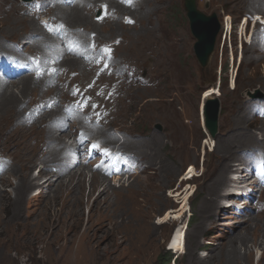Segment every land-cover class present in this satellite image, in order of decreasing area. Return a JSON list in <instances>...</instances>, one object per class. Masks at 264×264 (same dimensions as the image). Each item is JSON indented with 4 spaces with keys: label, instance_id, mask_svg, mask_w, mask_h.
Listing matches in <instances>:
<instances>
[{
    "label": "rangeland",
    "instance_id": "obj_1",
    "mask_svg": "<svg viewBox=\"0 0 264 264\" xmlns=\"http://www.w3.org/2000/svg\"><path fill=\"white\" fill-rule=\"evenodd\" d=\"M26 2L40 13L28 16V19L35 17L39 31L29 26L26 19V23L19 22V30L10 28L15 17L29 13ZM53 2L0 0V53L9 56H17L18 53L19 58L27 57L28 60L29 55H36L31 64L41 59L42 69L31 76L37 80L56 77L52 83L43 81V92L42 87L35 83V88L22 95V84L16 82L18 79L10 80L16 83L8 81L6 85H9V89L20 96L8 100L6 114L0 115V141L6 134H15L16 124L20 123L29 128L28 133L34 130V134L40 128L46 129L47 125H56L58 133L64 134L63 144H71L75 140L77 131L74 127L77 123L70 122L67 130L61 129L65 116L60 105L73 98L70 87L80 86L78 82H81L90 89V94L102 100L101 107L110 112L104 127L93 131V128L87 127L92 132L91 136L101 138L104 146L111 145L134 154L140 163L132 167L127 177L109 179L103 176L104 185L99 190H95L90 178L95 172L92 167L77 164L81 169H77V178L82 169L88 173L83 189H80V181L75 179L68 180L59 191L54 185L48 190L43 183L54 174L58 175L59 172L53 169L60 168L65 146H56L59 149H56L59 154L57 158L52 156L44 160L53 147L50 149L48 141H41L45 140L44 137H33L31 147L36 156L32 172L36 180L18 204L15 187L19 179L17 171H21L23 162V153H20L23 150L5 148L0 144V161L4 158L11 161L8 173L0 177V193L9 198L5 201L0 197V264H264V189L254 193V201H239L238 196L234 197L235 202L240 203V211L234 205L230 207L233 196L228 194L236 187L258 188L253 177L240 171L237 163L241 161L242 152L256 147L264 149L263 144H258L263 132L253 125L251 131L247 132L244 128L229 129L226 125L230 124L227 122L229 117H238L242 109L255 126L264 124V118L255 116L250 109L251 103L264 101V98L251 101L258 97L257 93L264 96V60L257 61L258 54L264 56V53L259 46L255 48V44L247 43L244 36H240L243 18L263 14L264 3L255 6V0H198L200 10L209 15L217 14L222 27L215 51L204 69L195 54L196 38L186 15L185 0L139 1L130 10L121 8L125 5L118 0H85L81 4L89 3L90 8L81 6H86L84 12L88 13L89 20L80 11V4L55 5ZM104 3L110 6L111 19L106 17L99 23L96 21V8ZM57 5L65 6V11L56 9ZM13 9L17 11L14 15ZM127 16L136 23L127 24ZM247 20L245 18L244 22ZM57 21L65 22L83 39L94 37L102 44L107 43L115 51V62L121 67L129 65L131 72L137 73L135 78L144 81L118 83L113 73L101 75L97 80L96 72H89L84 67L85 61H82L84 65L75 67L65 64L56 66L58 57L49 53L53 50H49L52 43L58 48L56 38L49 41L46 34L50 23ZM231 23L233 29L229 32ZM31 32L34 33L33 41L43 39L44 47H35L28 42L32 38L29 36ZM134 38H143L144 48L138 54L125 48ZM16 43H19L21 50L10 53L17 48ZM239 56L242 59L238 63ZM67 68L71 70L67 71ZM82 69L88 71L87 76L83 75ZM61 71L64 80L61 79ZM80 71L82 76L81 73L75 76L74 72ZM3 82L0 78V84ZM113 86L119 96L107 99V95H101V89L104 92V88L109 87L106 89L109 91ZM56 87L61 91H55ZM218 88L214 98L220 105L219 129L217 135L212 137L204 127L203 105L209 99L206 94ZM250 89L256 92H253L252 99H248ZM56 100L58 104L53 106ZM47 110L51 114L41 119L42 124L34 122V117L39 118ZM110 132L120 139L109 136ZM152 150L154 155L150 152ZM225 153L231 155L228 160L231 168L227 173L228 182L219 191L220 196L216 197L219 207L211 210L208 199L211 198L214 178L223 166L222 156ZM55 158L59 162L52 161ZM12 166L14 171L11 170ZM232 173L239 174L240 182L247 185L237 184L239 179L236 175L231 178ZM66 180L64 178L63 182ZM36 189H40L42 194L36 196ZM246 192L252 193L249 189ZM132 193L139 196L136 204L129 203ZM128 204L140 205L149 213L146 218L148 233L138 249L139 256H134L131 247L127 248L125 231L119 226L120 222H127L131 216V210L126 207ZM214 211L220 214L214 217ZM46 212L57 220L49 229L46 228L49 221ZM178 229H183L184 233L185 251L181 254L176 249L168 248Z\"/></svg>",
    "mask_w": 264,
    "mask_h": 264
},
{
    "label": "bare ground",
    "instance_id": "obj_2",
    "mask_svg": "<svg viewBox=\"0 0 264 264\" xmlns=\"http://www.w3.org/2000/svg\"><path fill=\"white\" fill-rule=\"evenodd\" d=\"M139 1H142L143 2V1H146V0H138V1L135 2L134 5H136ZM260 2L264 3V0H255L254 5L256 6ZM57 3H58V5L60 4L59 2H57ZM58 5H57V8L56 9H58L60 11L62 10L64 12L65 11L64 10V7L65 6L64 7H61V6H58ZM74 6H76V5H74ZM79 7L81 8L80 9L81 12H84V10L86 11V9H87L86 6H81L80 5ZM79 7H77V8L79 9ZM121 8L129 9V10L132 9V7H125V6H121ZM14 10H16V9H13L12 10V12H14L13 15L16 14V12H17V11H14ZM139 13H142V11H140ZM29 14H31L30 11H29V13H27V16H23L22 15V17H21L19 15V16L15 17L14 21L12 23H10V28L11 27H15L17 30H19V27H20L19 22H24L25 21V23H26V20H27L30 23V24L28 23L29 26H33L34 27V30L39 31V27L37 26V22H36L35 17H32L30 15L31 17H29V19H28ZM87 16H89L88 13L86 14V17L85 18L87 20H89V18ZM154 28H155V26H154ZM155 29H157V28H155ZM33 32H31V34L29 36L34 35ZM40 32H42V31L40 30ZM42 33H40L39 35H42ZM46 35H48V40L49 39H53V36H50L49 34H46ZM33 37L34 36H32V38L30 37L31 40L29 39V41H28V42H30V44H33L35 47H40L41 45H42V47H44L45 43L43 42V39L38 40V41H33ZM142 39L141 38H139V39L134 38L130 44L127 43L125 45V48H127L129 51L135 50V52H134L135 54L140 53L141 49L144 48V44H143L144 42L142 41ZM162 46H164V44ZM0 47H2V44L1 43H0ZM4 47L5 46H3V48ZM256 47H257V44H255V48ZM49 53L56 56L54 50H50ZM128 55H130V54H128ZM130 56H132V54ZM18 57H20V56H18ZM34 59H36V56L34 57ZM261 60H264V56L258 54L257 61L260 62ZM82 61H84V60L75 59V58H67L66 60L64 59V60L61 61L58 58V61L55 63V65L57 64L56 66H62V65L65 64V65H70V67H75L78 64L84 65L85 62L83 63ZM36 63H37V66H38V70L42 69V61H41V59L36 60ZM119 65L120 64H118V66ZM84 67H86V66H84ZM81 71H83V75L84 76H87L88 75V71L87 70H86L87 72L85 70H83V69ZM55 78H56L55 76H52V77H49V80H48V77H47L46 80H41V79H38L37 80L35 77L29 75L27 77L24 76V77L18 79V81H16V82H18L19 84H22V90L20 91V93L22 95L26 91H29L31 88H35L34 86H37V84H38L39 87H42V92H43V85H44L43 84V81H45V82L48 81L49 83H52ZM19 81H21V82H19ZM10 82L16 83L14 81H10ZM35 83H37V84H35ZM6 84H3L2 86H0V108H2V110L0 112V115L1 114H4V115L6 114L5 112H6L7 107H8V105H7V101L8 100H11L12 101L15 98H18L20 96L19 94L17 95V93L15 92V90H12V89L10 90L9 89L10 88L9 85H6ZM3 88H5V89H3ZM55 91H61V89L59 87H56L55 88ZM217 92L218 91H216V89H212V91H209L206 94V97H210L211 95H214ZM253 92H255L254 89H250V93H249L250 94V97L248 99H252V95L256 93V92L255 93H253ZM257 95H258V97L261 96V95H259V93H257ZM51 111L53 112L54 110L51 109ZM51 111H49V110L45 111L44 114H41L39 116V118L34 117L33 118L34 122H37V123L40 124L41 123V119L43 117H48V115L51 114ZM239 112H240V114H239L238 117H229V119L227 118L228 119L227 122H230V124H226L228 126V128L229 129H232V128H244L246 130V132H247L248 130L251 129V125H253L254 127H257V128L260 127L261 130H262V132H263V138L261 140V143H258V144L259 145L263 144L262 146H264V124L262 126L261 125H256L255 126L254 123H253V121L249 120V117H248V115H247V113H246L245 110L242 109V112L241 111H239ZM64 119H66V118L64 117ZM30 127H32V126H30ZM55 127H56V125H53L52 127H48V125H47V128L46 129L42 130V128H40L41 130L38 133L34 134V130H32L31 133H28L29 132V128L26 125H22L20 123H17L16 124V131L14 132L15 134H13V135L11 134L10 136H8V134L5 133L6 134L5 135L6 137L4 139H1V141H0V144H3V146L5 148H13L15 150H23V152H20V153H23V158H22V161L23 162L21 163V171H19V172L17 171V173L19 174V177H18L19 179H18L17 185L15 187L16 188V191H17V198L16 199H17L18 204L20 203V201H22L23 196H24L23 194L25 193V191L28 190V188L36 180V177L33 175V172H32V168H33L34 162H35L34 161V158L36 156V152H32L33 149L31 147V140H32L33 137H36V138H41V136L44 137L45 140H41V141H43V142L48 141V143H47L48 147L50 149H51V147H53V149L51 151H49V152L47 151L48 154H50V155L47 154L48 156L44 157V160L45 159L47 160V158L50 159V157H52V156L57 158L58 157L57 155H59L57 150H59V149H57L58 147L56 148V146H58L59 144H63V142H64L63 141L64 134L58 133V130L59 129L58 128H55ZM235 140H237V139H235ZM158 143H161V142L158 141ZM49 145H51V146H49ZM150 152H151L152 155H154V153H155L153 150L150 151ZM26 153H31V154L28 155ZM59 153L61 154L60 151H59ZM157 155H158V157H160V154L157 153ZM230 156L231 155H228L226 153L222 156L223 157L222 160L224 161L223 166H221V170L218 171L217 176L214 178V181H213L214 183L212 185V189H211V192H210L211 193V198L208 199V202L210 204V205L209 204L208 205H209V208H211V210L212 209H217L219 207V201L217 200L216 197L217 196H220V193L221 192L219 193V191L221 190V188L223 186L227 185V182H228L227 181V173L231 169L230 166H229V162H228V160L231 158ZM56 158L54 160L52 159V161L59 162V160H56ZM46 166L47 165H45V167ZM68 168H69V166H66L65 168H61V172L57 173L58 174L57 176L54 174L52 177L48 178L43 183L44 185H46V189L49 190L54 185V187H56L57 190L59 191L66 184V182L68 180L69 181H73L75 179H77L78 181H80L79 182L80 183L79 186L81 187L80 189H83V186L85 187L84 180H85V177L88 176V173L85 172L84 169H82V171L79 174V177L77 178L76 177L77 176V169H80V167H76L75 166V167L70 168V169H68ZM11 170L12 171L15 170L14 169V166L11 167ZM62 171H65V172H62ZM169 172H170V170H169ZM236 172H238V169H236ZM7 173H8V171L5 172L2 176H4ZM100 175H101L100 173L99 174H96L95 172H93L92 175H90V178L93 180V187L95 188V190H99V188H101L104 185V181H103L104 178H103L102 175L101 176ZM47 176H49V174L46 175V177ZM55 176H56L57 179L54 180ZM64 178H67V180L63 182V179ZM95 178H96V180H94ZM127 179H129V178H127ZM6 182H9V181H6ZM144 185H146V184H144ZM149 185H150V183H149ZM118 187L121 188L122 186H118ZM140 189H141V187H140ZM35 191H37L36 192V196L37 195L39 196V195L42 194V192H40V189H36ZM124 191H126V190H124ZM135 191H141V190H135ZM160 191H161V189H160ZM102 193L103 192L101 191L99 193V195L101 196ZM138 193H140V192H138ZM136 194L137 193H135V194L132 193V194L129 195V197H130L129 203H132V202H135V201H138L139 200V198H138L139 196L136 195ZM0 197L2 198V200H5V201L9 199L7 197V195L2 194V193H0ZM141 202H142V200H141ZM146 203H148V201H146ZM135 204H136V202H135ZM208 205H206V207H208ZM134 206L135 205H133V204H128L126 206L127 208H129L131 210L130 211V215L131 216L128 217L127 222H125V221L120 222V225L119 226L121 228H123V230L125 231V235H126L125 242H127V248L128 247H131L134 250V252H135V255L134 256H139L140 254H139V250L138 249H139V247H142L143 238H144L145 235L147 236V233H148V221H147L146 218H147V214H149V213L142 206H140V205H136L135 207ZM126 207L122 206L121 208H126ZM126 210L128 211V209H126ZM214 212H215L214 213V217H216L217 215L220 214L218 211H214ZM46 213L47 214L46 215L44 214V215L46 216V219L49 220L47 222V224H46V228L49 229L50 226H53L55 224L56 217H51V214H49L48 212H46ZM122 216H123V214H122ZM151 217H152V215H151ZM148 218H150V217H148ZM145 232H146V234H145ZM30 236L31 235H28V237H30ZM183 240H184L183 229H178L174 233L173 238L171 240V243H172L171 246H170L171 249H176L179 254L183 253V251H185L184 246H183ZM202 253H205V252H202Z\"/></svg>",
    "mask_w": 264,
    "mask_h": 264
},
{
    "label": "water",
    "instance_id": "obj_3",
    "mask_svg": "<svg viewBox=\"0 0 264 264\" xmlns=\"http://www.w3.org/2000/svg\"><path fill=\"white\" fill-rule=\"evenodd\" d=\"M187 18L193 36L196 38L195 54L199 64L205 69L215 51L218 35L221 31V23L217 14H206L198 6V0H185L184 3ZM262 96V95H261ZM204 123L212 137L218 133V119L220 105L214 96L209 97L204 103ZM161 129V126H158Z\"/></svg>",
    "mask_w": 264,
    "mask_h": 264
},
{
    "label": "snow or ice",
    "instance_id": "obj_4",
    "mask_svg": "<svg viewBox=\"0 0 264 264\" xmlns=\"http://www.w3.org/2000/svg\"><path fill=\"white\" fill-rule=\"evenodd\" d=\"M127 3L131 4L132 3V0H126ZM129 23H132L131 20L128 21ZM110 52H111V49H104V53L105 55H110ZM94 147H99L98 145L94 146Z\"/></svg>",
    "mask_w": 264,
    "mask_h": 264
},
{
    "label": "clouds",
    "instance_id": "obj_5",
    "mask_svg": "<svg viewBox=\"0 0 264 264\" xmlns=\"http://www.w3.org/2000/svg\"><path fill=\"white\" fill-rule=\"evenodd\" d=\"M200 9V8H199ZM256 14H258L259 16H264V13L263 14H259V13H256ZM245 17H247V16H245ZM252 25H253V23H252ZM252 25H251V27H252ZM231 26H232V23H231ZM256 27V26H255ZM258 28V27H257ZM256 28V29H257ZM232 29H233V27H232ZM232 29H231V27L229 28V32H231L232 31ZM249 31H251V29H249ZM259 33H261V32H259ZM241 37H242V35H240ZM214 96V95H213ZM203 107H204V105H203ZM258 117V116H257ZM260 118V117H259ZM262 149V148H261ZM263 151H264V149H262Z\"/></svg>",
    "mask_w": 264,
    "mask_h": 264
},
{
    "label": "trees",
    "instance_id": "obj_6",
    "mask_svg": "<svg viewBox=\"0 0 264 264\" xmlns=\"http://www.w3.org/2000/svg\"><path fill=\"white\" fill-rule=\"evenodd\" d=\"M163 262H165V261L163 260Z\"/></svg>",
    "mask_w": 264,
    "mask_h": 264
}]
</instances>
